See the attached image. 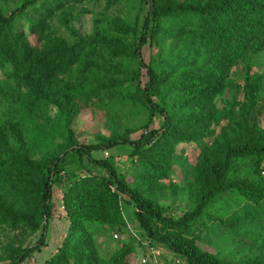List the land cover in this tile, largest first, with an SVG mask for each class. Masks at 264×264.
I'll list each match as a JSON object with an SVG mask.
<instances>
[{
  "label": "trees",
  "instance_id": "16d2710c",
  "mask_svg": "<svg viewBox=\"0 0 264 264\" xmlns=\"http://www.w3.org/2000/svg\"><path fill=\"white\" fill-rule=\"evenodd\" d=\"M88 1L102 0H14L13 10L0 0V223L39 233L35 242L12 249L9 264H23L47 247L53 186L62 181L69 226L43 264H129L134 244L141 257L158 244L186 264H264V127L258 125L264 71L247 72L242 87L233 77L242 61L264 51V0H136L132 20L106 25L96 19L92 36L74 45L47 35V21ZM105 1L110 7L133 0ZM165 20L175 30L165 44L177 50L167 65L157 49ZM107 57L111 62L99 65ZM72 73L73 82L64 80ZM97 100L135 106L146 121L144 132L78 143L73 126L81 106L75 101ZM50 106L54 120L38 115ZM186 144L200 150L195 202L176 218L141 187L151 190L167 178L177 147ZM120 146L131 148L141 165L136 187L113 156L94 157ZM149 162L161 176L153 177ZM123 206L133 207L145 236L129 232ZM92 225L119 235L111 237L118 247L102 252ZM198 228L241 237L260 251L235 263L220 259L187 239Z\"/></svg>",
  "mask_w": 264,
  "mask_h": 264
},
{
  "label": "rangeland",
  "instance_id": "374dc122",
  "mask_svg": "<svg viewBox=\"0 0 264 264\" xmlns=\"http://www.w3.org/2000/svg\"><path fill=\"white\" fill-rule=\"evenodd\" d=\"M138 1H128L115 4L108 7L105 0L100 2L88 1L84 4H77L74 7H69L64 11L55 15L52 19L47 21V35L53 39L61 40L69 45H74L80 38H88L92 36L94 31V25L96 19H103L106 25L113 24L117 21H130L137 12ZM4 9L13 10L15 2L14 0H2ZM36 20V18H34ZM27 30V27H25ZM175 30L171 28V24L168 20L164 21L162 29L159 31L157 40L160 43L157 47L161 53L162 61L165 65L174 61L177 50L165 44L172 39ZM31 45H36L35 39H30ZM145 59L148 61L149 48L146 47L143 50ZM105 62H111V58L107 57L105 60H99V65H105ZM264 71V51L256 55H251L244 61H242L234 69V79L242 87L244 83V77L247 72L261 73ZM72 78H65L74 81L76 73H72ZM80 85L76 83L75 86ZM239 99L243 100V93L239 92ZM80 103L81 110L74 122V131L76 141L80 144H88L94 142L97 138H106L111 135L127 134L132 138H138L141 133L144 132L143 125L145 120L141 115V112L133 105L125 103H114L110 101L97 100L91 104L84 105L81 101H75ZM220 105V103L218 102ZM237 111V109H236ZM44 117V119L54 120L56 116V108L50 106L48 109H42V112L38 113ZM5 116V110L0 105V118ZM258 125L264 127V115L259 116ZM40 124H44V120H39ZM51 124V123H50ZM54 126L53 124H51ZM152 124L150 125V127ZM225 127V124L217 127L213 137L214 139ZM176 155L174 157V165L170 175L156 183L150 185L151 190L146 186L141 187L142 191H148V194L153 198H156L160 205L166 209V212L171 213L174 217H180L184 212L191 211L194 206L195 198V169L193 166L197 163L200 150L195 144L180 145L177 147ZM132 149L127 146H120L111 151L96 152L94 157L97 159H106L113 156L118 164L121 172L127 174L126 180L131 187H136L138 184V175L141 171V165L133 162L131 157ZM108 154V155H107ZM74 167L77 168V163ZM149 172L153 177L161 176V169L155 162H149L146 164ZM94 173H98L97 169H94ZM65 189V182L56 183L53 186V204L54 212L53 217L49 222L48 238L50 240L49 247L37 253L31 259H28L23 264H43L52 256V252L57 244L56 234L62 238L65 230L68 229L69 223L65 219V211L60 207V201L62 200L63 192ZM123 215L127 224L131 227L134 233L138 237L145 236L144 231L139 227L133 216V207H122ZM91 230L95 235V240L101 251L104 252L109 247L117 246V243L111 240V237L115 234L110 228L104 225L93 226ZM51 233V236H50ZM39 233L33 234L21 227H11L8 224L0 223V264H9L7 259L12 249H17L20 246H27L30 242H35L38 239ZM119 236V235H118ZM120 237V236H119ZM119 239V238H118ZM187 239L197 245L202 252L215 255L220 259L228 260L232 263L239 262L241 260H248L251 257L257 255L260 251L259 248L250 250L248 244L241 237L234 238L224 237L220 235H213L211 233L195 229L190 232ZM106 241H110L111 246L106 244ZM115 241V240H114ZM157 249L162 253L161 264H172V260L175 258L170 250L165 247L156 244ZM134 250L128 254L127 260L129 264H141L142 252L133 245Z\"/></svg>",
  "mask_w": 264,
  "mask_h": 264
},
{
  "label": "built area",
  "instance_id": "2783aa9c",
  "mask_svg": "<svg viewBox=\"0 0 264 264\" xmlns=\"http://www.w3.org/2000/svg\"><path fill=\"white\" fill-rule=\"evenodd\" d=\"M108 155V154H107ZM112 191H115L114 188H112ZM60 207L62 210L65 211V206L64 203L62 202V200L60 201ZM128 230L129 232L137 239H140L141 237H138L134 231L131 229V227L128 225ZM115 239H118L119 236L117 234L114 235ZM161 257H162V253L159 249H153L150 248L149 251L145 254L144 257H142L141 259V264H146L149 261H152L153 264H161ZM172 264H186V262L180 258H174L172 260Z\"/></svg>",
  "mask_w": 264,
  "mask_h": 264
},
{
  "label": "crops",
  "instance_id": "0c3cea01",
  "mask_svg": "<svg viewBox=\"0 0 264 264\" xmlns=\"http://www.w3.org/2000/svg\"><path fill=\"white\" fill-rule=\"evenodd\" d=\"M66 222H68V221L66 220ZM65 231L67 232V229H66ZM66 232H64L62 238L59 237L58 234H56V241H55V242H57V244H56V246H55L54 251L52 252V255L57 251V249L59 248V246H60L61 243L63 242V240H64V238H65V236H66ZM50 236H51V233H50ZM49 244H50V240L48 239V240H47V247L44 248V249H47V248L49 247ZM44 249H43V250H44Z\"/></svg>",
  "mask_w": 264,
  "mask_h": 264
}]
</instances>
